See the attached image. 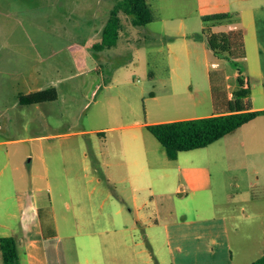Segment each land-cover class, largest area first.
Returning <instances> with one entry per match:
<instances>
[{"label":"rangeland","instance_id":"374dc122","mask_svg":"<svg viewBox=\"0 0 264 264\" xmlns=\"http://www.w3.org/2000/svg\"><path fill=\"white\" fill-rule=\"evenodd\" d=\"M115 3L116 0H0V163L7 164L0 177V222L6 226H1L0 233L13 235L21 232L16 199L22 194L30 196L32 190V194L38 195L42 201L51 199L61 237L59 249L64 257L63 264H171L161 226L137 229L134 237L141 242L140 246H135L132 236L124 231L107 237L104 234L92 235L90 227H85L82 234H76L75 222L91 223V214L86 211V206L100 194L99 191L105 192L109 188L111 195L117 194L107 180V172L112 169L107 167L111 162L109 152L106 150L105 155H98L103 150H96L92 141L97 135L91 132L104 129L107 144H99V148L106 149L111 146V137L121 132L108 128L126 125L129 127L124 131L128 134L137 132L132 124L145 121V110H161L168 117L182 113L207 114L211 111V72L221 73L222 85L231 95L232 90L238 88L235 71L242 72L245 63L244 59L232 62L211 52L207 60L202 56L201 63L192 66L185 78L192 81L195 103H181L182 94L170 95L169 85L163 80L168 76V39L163 38L165 36L155 39L152 34L166 32L172 35L169 20L178 17L184 18L188 32L195 30L200 22L197 0H147L155 21L141 29L129 26L134 33L123 37L124 41L116 49L100 53L97 57L93 44L99 41ZM243 5H246L244 1ZM204 11L212 10L204 8ZM159 16L168 21L161 25L156 21ZM102 61L106 62V68L103 72L96 71ZM212 62L217 63L216 67ZM150 70L155 79L150 88L157 96L155 101L142 96L143 87L149 85ZM250 77V93L254 105L258 106L264 103V80ZM97 83L113 85L109 90L102 87L92 94ZM50 87L57 91L56 101L20 104L21 96ZM48 134H67L69 137L60 149L57 146L46 150L44 146L48 141L44 138ZM147 134L157 142L151 133ZM235 138L198 149L206 152V169L202 172L211 186L206 192L208 202H221L226 193L235 191L233 184L239 182L244 187L253 178V171L244 169L240 172L233 167V161L209 151L229 148L252 150L251 144L240 143ZM50 142L54 144L59 140ZM78 142L83 145L81 149L69 151L75 153L79 163L88 167L72 174L65 173L59 165L66 159L62 154ZM5 152L9 153L7 157ZM44 159L54 167L48 180L43 178ZM16 165L21 170L15 171ZM30 176H33L32 181ZM97 179L101 182L97 183ZM143 181L145 187L139 192L141 196H148L150 188L156 191L155 186L150 187L148 178ZM180 201L184 209L191 203L202 208L206 204L198 196L190 200L191 203ZM66 204L71 210L76 206L83 207L82 218H73L71 210L65 209ZM177 205L181 208L178 201ZM97 206L98 203L93 204L95 211ZM6 209L14 216H6ZM102 220L100 216L94 221L92 226L95 230L101 227L99 223ZM106 238L112 243L106 244Z\"/></svg>","mask_w":264,"mask_h":264},{"label":"crops","instance_id":"0c3cea01","mask_svg":"<svg viewBox=\"0 0 264 264\" xmlns=\"http://www.w3.org/2000/svg\"><path fill=\"white\" fill-rule=\"evenodd\" d=\"M243 1L246 5H243ZM197 4V17L200 22L198 25L196 24L195 30L188 32L184 18L178 17L169 20L172 23L170 27L172 35L169 36L166 32H161L158 35L152 34L155 39L165 36L163 38H167L169 42L167 44L168 68L166 71L168 76L163 80L169 85L170 95L182 94L181 103L189 101L192 104L195 103L192 96V81H186L185 78L188 77L190 68L199 65L202 56L207 60L208 53L211 52L201 37L204 27L209 28L212 33L242 30L246 49L245 68L242 74L249 79L250 76H256L264 80V0L261 2H257V0L254 2L253 0H231L230 2L229 0H197ZM201 4L206 10L212 11H204ZM216 13H227L232 16L215 25H204L202 16ZM156 21L164 25L168 20L159 16ZM122 22L123 29L118 43L108 49L96 48L101 41L104 27L102 28L99 41L93 44V51L98 53L97 57L100 53L116 49L122 44L123 39L134 33L129 30L130 25L126 18H122ZM147 25L141 26L140 29ZM140 36L145 38V35L141 33ZM106 65V62L102 61L95 70L103 72ZM216 65L217 63L212 62L213 67ZM217 70L219 69L217 68ZM207 72H210V69L207 68ZM148 74L149 85L146 84L143 87L142 96L155 101L157 96L150 89L155 81L152 70ZM112 85L110 83L103 86L101 83H97L92 94L96 90L100 91L102 87L109 90ZM237 89L232 90L231 95L227 90L230 99L234 98ZM178 90L181 93H178ZM209 99L211 102L210 80ZM249 99L253 110H264V103L258 106L254 105L251 93H249ZM160 111L145 110V121H135L132 125L138 130L132 134L124 131L126 127H129L126 125L109 127L108 130H121V132L117 136L111 137V146L106 149L99 148V144L104 146L107 144L104 129L91 132L97 135L92 141L96 145V150H103L98 155H105L106 150L109 152L111 162L107 164V167L111 166L112 169L107 172V180L108 185L113 186L117 194L111 195L109 188L105 192L99 191L100 194L86 206V211L91 214V223L75 222L76 234H82L85 227H90L88 230L92 235L104 234L107 237L113 233L124 231L125 234L132 236L131 240L135 246H140L141 242L136 241L134 237L137 229L161 226L171 264H250L254 262L264 254V116L257 117L223 138L229 141L236 137L235 140L239 139L240 143L248 142L252 145L250 152L248 150H231V148L229 150H209L217 153L220 157L224 156L230 162L233 161V167L240 172L244 169L253 171V178L244 187L236 182L233 184L235 191L230 190L224 199L217 203L214 200L208 202L206 199V192L211 188L202 172L206 169V152L193 150L179 152L170 157L157 140L154 142L150 138L146 129L147 125L210 116L212 105L211 111L204 115L182 113V115L168 117ZM67 137H69L67 134L46 135L44 139L48 143L44 149L52 150L57 146L60 149L65 145ZM52 140H59V142L52 144L50 142ZM82 146L78 142L72 148L66 149L68 151L63 152L62 157L63 159L66 157V159L62 164H59L60 170L72 174L75 170H85L88 167L87 164L84 166L79 163L75 153L69 151L80 150ZM8 154L5 152L6 157ZM209 156L212 155L209 154ZM6 167L7 164L1 165L0 163V177L3 176ZM53 169L54 167L44 159L43 178L48 180L50 171ZM14 170L19 171L21 167L16 165ZM147 178L150 187L155 186L156 191L150 188L148 196L147 194L141 196L139 192L145 187L143 179ZM32 180L33 176H30V181ZM100 182V179H97V183ZM244 190H246L245 193ZM126 191L127 194H125ZM32 193L33 191L30 190V196L22 194L16 199L21 220V232L13 235L0 233V237L12 236L16 239L20 264H63L64 257L59 249L61 237L58 234L51 199L46 203L38 195L37 197ZM196 196L206 203L203 208L192 205L190 200L195 199ZM180 200L190 201L191 206L186 205L184 209ZM177 201L181 208L178 207ZM94 203H98L97 211L93 208ZM206 207L208 209H204ZM40 208H50L56 237L43 239L38 219V209ZM65 209L70 211V205L66 204ZM83 209V207H74L71 210L73 218L81 219ZM4 212H6V216H14L7 209ZM100 216L103 217L99 223L101 227L95 230L92 225ZM1 226L6 227L0 222V228ZM105 243H112V241L106 238ZM0 264H2L1 253Z\"/></svg>","mask_w":264,"mask_h":264},{"label":"trees","instance_id":"16d2710c","mask_svg":"<svg viewBox=\"0 0 264 264\" xmlns=\"http://www.w3.org/2000/svg\"><path fill=\"white\" fill-rule=\"evenodd\" d=\"M122 16L132 27L145 26L155 21L147 0H116L104 25L101 41L96 48L108 49L118 43L123 29ZM231 16L227 13L205 15L202 16V22L206 26L215 25L230 19ZM201 37L205 40L207 48L217 57L232 62L246 57L244 35L240 29L212 33L209 28L204 27ZM211 74L213 77H210L212 105L210 116L146 126L148 132L164 147L170 157L179 152L204 149L257 117L264 116V110L252 109L249 99L250 79L241 71H235L238 89L233 99L228 97L227 90L222 85L221 73L213 71ZM57 98L56 89L50 87L21 96L19 102L21 105H35L56 101ZM38 219L43 239L56 237L50 208L38 209ZM0 253L2 264H20V254L14 237H0ZM250 264H264V254Z\"/></svg>","mask_w":264,"mask_h":264}]
</instances>
